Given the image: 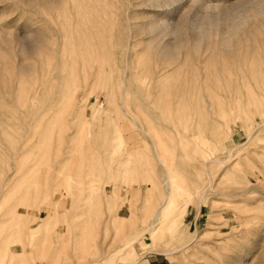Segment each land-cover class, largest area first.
<instances>
[{"label":"rangeland","instance_id":"rangeland-1","mask_svg":"<svg viewBox=\"0 0 264 264\" xmlns=\"http://www.w3.org/2000/svg\"><path fill=\"white\" fill-rule=\"evenodd\" d=\"M0 264H264V0H0Z\"/></svg>","mask_w":264,"mask_h":264}]
</instances>
